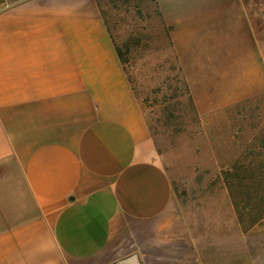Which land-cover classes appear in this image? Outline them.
<instances>
[{
	"label": "crops",
	"instance_id": "0c3cea01",
	"mask_svg": "<svg viewBox=\"0 0 264 264\" xmlns=\"http://www.w3.org/2000/svg\"><path fill=\"white\" fill-rule=\"evenodd\" d=\"M156 3L198 110L264 95V0ZM188 218L97 1L0 0V264H200Z\"/></svg>",
	"mask_w": 264,
	"mask_h": 264
},
{
	"label": "rangeland",
	"instance_id": "374dc122",
	"mask_svg": "<svg viewBox=\"0 0 264 264\" xmlns=\"http://www.w3.org/2000/svg\"><path fill=\"white\" fill-rule=\"evenodd\" d=\"M101 10L119 43L144 38L125 67L159 159L198 224L200 264H264V95L210 112L198 110L192 96L195 112L167 71V40L152 0H102ZM236 161L243 166L237 178ZM261 214L252 227L240 223V215L252 221Z\"/></svg>",
	"mask_w": 264,
	"mask_h": 264
},
{
	"label": "trees",
	"instance_id": "16d2710c",
	"mask_svg": "<svg viewBox=\"0 0 264 264\" xmlns=\"http://www.w3.org/2000/svg\"><path fill=\"white\" fill-rule=\"evenodd\" d=\"M96 1H97L98 5L100 7V10H101L102 0H96ZM152 2L156 5L157 16L160 17L161 27L164 30L165 38L167 40L165 48H164V50H166L167 53H168V55H167L168 56V60H167L168 61V69H167V71H169L173 75L172 79L173 80L175 79L180 84L181 88L184 89V92H185L184 96L187 97V99L189 100V102L191 104V107L196 112V108L194 106L193 98H192V95H191V92H190V87H189L188 82L186 81V79L184 77L182 68H181L180 63L178 61V57L176 55V52H175V49H174V46H173V43H172V40H171V36H170L171 28L168 25L165 24L160 11L158 10L156 0H152ZM101 14H102V18H103V20H104V22H105V24L107 26L108 32L110 33V37H111V39H112V41H113V43L115 45V48H116V51H117L118 56L120 58V61L124 65V68H125V70L127 72V69H126L125 65L130 62L131 55L136 53V50H134V48H133V44L134 45H137L138 43L141 44L144 41V38L138 36V38L135 39L134 43H133V39L129 36V37L123 39L122 43H119L118 39L115 37L114 33L112 32V28H111V26L109 24V21L106 19L105 14H104V12L102 10H101ZM144 30H146V29H144ZM129 79H130V82L132 83L131 78H129ZM258 97H261V96H258ZM255 98L256 97H254V99ZM247 100H250V99H247ZM239 163H240L239 161H236L235 165H234L235 173L233 175L236 178L240 177V174L237 171V168H243L242 164L239 165ZM261 169L263 170L264 168H261ZM240 214H241V212H240ZM263 214H261L262 216L259 219L252 220V221L247 220V219H245V217L240 215L239 216V220H240V223L242 225L247 226V227H249V226L252 227L259 220H261L263 218Z\"/></svg>",
	"mask_w": 264,
	"mask_h": 264
}]
</instances>
